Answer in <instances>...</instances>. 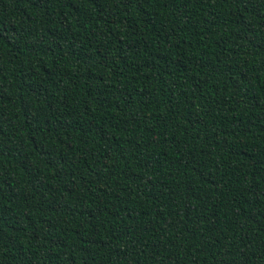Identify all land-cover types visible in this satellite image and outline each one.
I'll list each match as a JSON object with an SVG mask.
<instances>
[{
    "label": "trees",
    "instance_id": "16d2710c",
    "mask_svg": "<svg viewBox=\"0 0 264 264\" xmlns=\"http://www.w3.org/2000/svg\"><path fill=\"white\" fill-rule=\"evenodd\" d=\"M0 264H264V0H0Z\"/></svg>",
    "mask_w": 264,
    "mask_h": 264
}]
</instances>
